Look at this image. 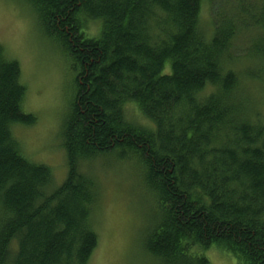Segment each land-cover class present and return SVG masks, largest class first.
Returning <instances> with one entry per match:
<instances>
[{
	"label": "trees",
	"instance_id": "1",
	"mask_svg": "<svg viewBox=\"0 0 264 264\" xmlns=\"http://www.w3.org/2000/svg\"><path fill=\"white\" fill-rule=\"evenodd\" d=\"M24 1L71 58L76 91L67 176L54 187L53 169L26 158L13 135L37 118L24 111L20 63L0 45V264H89L99 186L83 169L117 152L141 166L154 206L148 255L174 264L194 253L188 264H210L216 247L264 264V120L243 96L246 83L264 82V0H239L210 35L205 0ZM249 31L261 38L237 71L234 44Z\"/></svg>",
	"mask_w": 264,
	"mask_h": 264
},
{
	"label": "rangeland",
	"instance_id": "2",
	"mask_svg": "<svg viewBox=\"0 0 264 264\" xmlns=\"http://www.w3.org/2000/svg\"><path fill=\"white\" fill-rule=\"evenodd\" d=\"M261 2L248 0L254 6H260ZM236 3L239 0H213L212 3L205 0L201 14L205 32L210 35L215 20L229 15ZM87 33L99 37L100 24L88 22ZM260 38L250 31L238 37L233 50V57L238 60L237 71L247 66L242 60ZM0 45L11 59L20 63L22 83L27 87L24 111L37 118L34 126H14L13 135L26 158L53 169V185L57 187L64 182L68 171L63 144L65 123L76 91L77 74L72 60L57 42L44 36L35 12L24 0H0ZM262 70L264 65L257 68V73ZM244 90L241 92L244 99L264 120V82L249 81ZM137 112L133 105L129 106L130 118L143 122L136 117ZM83 171L99 186V203L92 216L99 245L89 264H165L146 253L145 234L154 225V206L141 187L138 162L123 158L121 152L107 153L88 162ZM194 255L189 253L186 258L174 259V264H188ZM205 256L210 264H239L234 255L216 247Z\"/></svg>",
	"mask_w": 264,
	"mask_h": 264
}]
</instances>
